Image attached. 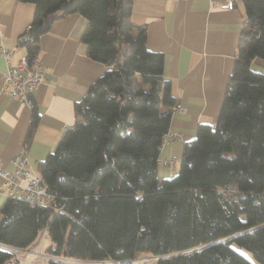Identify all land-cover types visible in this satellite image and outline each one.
<instances>
[{"label": "trees", "instance_id": "trees-1", "mask_svg": "<svg viewBox=\"0 0 264 264\" xmlns=\"http://www.w3.org/2000/svg\"><path fill=\"white\" fill-rule=\"evenodd\" d=\"M22 1L34 4L23 38L28 58L55 18L78 12L87 19L86 53L105 69L38 164L54 199L41 207L7 196L0 243L28 247L45 229L44 251L97 264H130L142 252L158 256L154 264H264V73L249 67L253 57L264 59V0H242L245 19L215 125L197 126L177 172L162 179L161 137L175 98L163 53L148 49L144 26L130 20L132 0ZM37 118L33 110L27 138ZM0 264L22 263L0 248Z\"/></svg>", "mask_w": 264, "mask_h": 264}, {"label": "crops", "instance_id": "crops-1", "mask_svg": "<svg viewBox=\"0 0 264 264\" xmlns=\"http://www.w3.org/2000/svg\"><path fill=\"white\" fill-rule=\"evenodd\" d=\"M227 1L231 7L222 5ZM33 11L31 2L0 0V164L13 172V156L25 150L27 168L38 174L40 161L56 148L66 126L73 124L75 102L105 65L88 57L80 39L87 19L78 12L62 14L39 37L37 56L46 79L33 92V107L2 93L7 61L1 50L11 52L12 63L26 55L23 36ZM244 19L242 0H132L130 20L144 26L147 48L163 53V74L180 104L179 109H171L168 127L177 137L160 147L158 165H165L157 170L161 179L179 167L183 145L195 137L197 126L215 125ZM249 67L264 73V59L253 57ZM33 110L38 118L27 138ZM162 159H175L177 165L162 164ZM6 198L0 176V207Z\"/></svg>", "mask_w": 264, "mask_h": 264}, {"label": "built area", "instance_id": "built-area-1", "mask_svg": "<svg viewBox=\"0 0 264 264\" xmlns=\"http://www.w3.org/2000/svg\"><path fill=\"white\" fill-rule=\"evenodd\" d=\"M223 6H232L231 1L222 3ZM27 35L23 38H28ZM6 58V66L2 73L1 78V92L16 97L22 104L33 107V92L43 82H45V67L40 61L39 57L35 55L31 59L27 55H23L16 63H12L8 60L11 52L7 50H1ZM180 108V104L174 102L171 109L177 110ZM66 128H68L66 126ZM177 133L171 130L165 131L161 137V146L167 142L175 139ZM160 146V147H161ZM14 163L13 172L5 170L0 164V176L2 177V189L7 196H18L26 199L37 206H47L54 199V194L49 192L43 179L39 174L31 172L28 168V155L25 150L15 154L12 159ZM159 162V161H158ZM162 164L177 165L175 159L168 160L162 159ZM46 230H43V235ZM0 248L7 249L15 254L23 250L25 247H17L10 244H0ZM40 259H56L58 257L52 254H39ZM69 259V258H62ZM61 260V259H58ZM62 260V261H63ZM99 262V261H98ZM115 261L108 260L107 263H114Z\"/></svg>", "mask_w": 264, "mask_h": 264}, {"label": "rangeland", "instance_id": "rangeland-1", "mask_svg": "<svg viewBox=\"0 0 264 264\" xmlns=\"http://www.w3.org/2000/svg\"><path fill=\"white\" fill-rule=\"evenodd\" d=\"M159 167L157 168V170L159 168L164 167L165 165H158ZM166 168L172 169V167L170 165H166ZM161 170V169H160ZM178 168H176L175 170H173V174L174 175L177 172ZM171 175V176H172ZM158 177V175H157ZM169 177V176H168ZM158 179H161V176L158 177ZM46 234V233H45ZM45 234L43 235V231L41 232V235L39 237V239L37 241L34 242V244H32V246H28L25 247L23 250L19 251L18 253H14L15 257L19 260L20 263L22 264H48V260L46 259H38L40 258L39 254H47L48 252L44 251V245L47 242V239L45 237ZM241 252H243L244 254L248 255L250 257L249 252L242 248V247H237ZM50 254V253H48ZM145 256V257H144ZM144 257V258H143ZM58 259H61V261L63 260L62 258H65L64 256H58V257H53ZM68 258V257H66ZM156 257L153 256L150 253H139L136 255V257L133 260H130V264H154ZM64 262L70 263V264H97L99 263V260H87V259H64Z\"/></svg>", "mask_w": 264, "mask_h": 264}, {"label": "bare ground", "instance_id": "bare-ground-1", "mask_svg": "<svg viewBox=\"0 0 264 264\" xmlns=\"http://www.w3.org/2000/svg\"><path fill=\"white\" fill-rule=\"evenodd\" d=\"M0 244H2V243H0ZM152 255H153V254H152ZM153 256H154V255H153ZM144 257H145V256H144ZM144 257H143V258H144ZM155 257H156V259H157L158 256H155ZM156 259H155V260H156Z\"/></svg>", "mask_w": 264, "mask_h": 264}, {"label": "water", "instance_id": "water-1", "mask_svg": "<svg viewBox=\"0 0 264 264\" xmlns=\"http://www.w3.org/2000/svg\"><path fill=\"white\" fill-rule=\"evenodd\" d=\"M160 257V256H159ZM158 258V257H157Z\"/></svg>", "mask_w": 264, "mask_h": 264}]
</instances>
